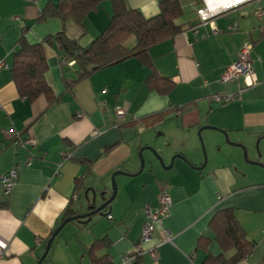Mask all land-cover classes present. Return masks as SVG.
Wrapping results in <instances>:
<instances>
[{"label": "crops", "instance_id": "crops-1", "mask_svg": "<svg viewBox=\"0 0 264 264\" xmlns=\"http://www.w3.org/2000/svg\"><path fill=\"white\" fill-rule=\"evenodd\" d=\"M58 1L0 0V264H37L67 213H87L95 201L98 206L109 199L115 171L139 170V150L146 144L163 149L169 159L176 153L184 158L168 171L156 170V177L147 170L117 175L113 218L101 212L68 222L43 264H124L148 220L145 205L157 208L162 192L172 197L170 213L145 245H159L157 255L145 253L133 264H205L208 252L220 255L209 224L222 208L234 209L255 243L237 264H264V166L248 163L241 147L206 128L227 131L233 141L247 145L252 161L264 163V17L255 15L264 10V0L234 4L207 21L198 13L203 0H180L183 14L176 24L182 31L148 51L158 75L175 84L170 94L149 86L151 69L138 58L75 82L78 67L65 62L54 44L45 46L46 80L57 100L30 101L11 75L20 39L35 44L65 30L87 48L112 17V0H103L82 25L59 18L40 21L46 5ZM160 1L127 4L150 18L160 13ZM135 42L130 38L127 44ZM246 44L252 45L259 83L227 104L216 103V93L237 94L244 84L243 78L234 84L219 78ZM118 106L125 110L122 117ZM160 127L163 133L157 134ZM201 127L209 160L198 169L204 162ZM12 169L19 176L8 194L1 176ZM167 233L171 241L161 243ZM202 237L211 239L208 250L200 245ZM95 244L99 248L91 251Z\"/></svg>", "mask_w": 264, "mask_h": 264}, {"label": "trees", "instance_id": "trees-1", "mask_svg": "<svg viewBox=\"0 0 264 264\" xmlns=\"http://www.w3.org/2000/svg\"><path fill=\"white\" fill-rule=\"evenodd\" d=\"M102 2L103 0L50 2L42 10L39 20L59 18L63 23L72 20L82 25L89 13ZM112 4L113 13L109 25L87 48L82 47L79 39L70 37L65 30L49 35L35 44L27 43L22 37L19 41L20 49L15 53L11 67V75L20 95L30 101L44 96L48 104L57 100L46 80L48 60L45 46L54 44L58 45L65 62H75L78 67V79L75 82L86 79L99 70L138 58L151 69L147 78L149 86L160 93L170 94L175 84L171 79L158 75L148 51L155 44L173 38L182 31V27L176 24V19L183 14L180 0H161L160 13L150 18L139 10L130 8L127 0H112ZM130 38L136 40L133 47L127 44ZM71 214L67 213L65 218ZM209 227L214 232L222 253L214 256L208 252L205 264H237L253 252L255 243L248 239L233 208L217 210ZM210 241V238L202 237L200 245L208 250ZM96 248H99L97 244L91 251ZM231 251L234 252L230 255Z\"/></svg>", "mask_w": 264, "mask_h": 264}, {"label": "built area", "instance_id": "built-area-1", "mask_svg": "<svg viewBox=\"0 0 264 264\" xmlns=\"http://www.w3.org/2000/svg\"><path fill=\"white\" fill-rule=\"evenodd\" d=\"M205 3V7L199 9L198 13L201 15L203 21H207L208 19L212 18L213 16L219 14L224 8H218V9H212L210 7V4L208 0H203ZM249 0H243V2H247ZM237 5V4H235ZM233 6V5H232ZM232 6H228L232 7ZM255 15L258 19H262L264 17V10L258 9L255 12ZM214 30L217 31L216 27H214ZM251 51H252V45L246 44L243 46V48L239 52V59L226 67V69L222 72L219 82L222 84H234L239 83L240 79H244L245 82L243 85H239L238 93L233 94H221L216 93L213 96V100L216 103L220 104H227L236 98L239 97V95L252 86L257 85L258 79L255 75V69L254 64L251 59ZM1 66V65H0ZM116 114L120 117L125 115V110L118 106L115 108ZM32 142V141H31ZM31 159L29 160V163ZM18 171L16 169H12L8 173H5L1 176V181L5 186L6 193H10L16 183V180L18 179ZM158 207L153 209L151 205L146 204L145 205V211L148 217L147 222L144 223L143 229H142V235L140 242L137 246H135L132 254L124 257V264H133L137 259L142 257L145 253H149L152 257H156L157 255V248L159 245H156L155 247L146 248L145 245L149 243L153 235L156 231H159L162 227L164 218L170 213V207L172 205V197L167 192H162L158 196ZM110 219H112V215H108ZM171 235L167 233V235H164L161 239V243L171 241ZM41 240H38V243H40ZM2 255V251H0V256Z\"/></svg>", "mask_w": 264, "mask_h": 264}, {"label": "water", "instance_id": "water-1", "mask_svg": "<svg viewBox=\"0 0 264 264\" xmlns=\"http://www.w3.org/2000/svg\"><path fill=\"white\" fill-rule=\"evenodd\" d=\"M204 128L205 127H201L199 129V135L200 136H201L202 130ZM206 128L221 131L222 133H224L227 143H229L230 145H233V146L241 147L244 151V153H243L244 159L248 163L264 166L260 162L252 161L249 158L247 145L243 142L233 141L227 131L222 130L216 126H211V125L206 126ZM202 147H203V152H204L205 157H204L203 164L197 167L198 169L204 168L208 162L207 151H206V148H205L203 142H202ZM177 158H184V156L176 153V154L172 155L169 159L167 156V153L164 152L163 149L157 148L153 144H146V145L142 146L139 150V159H140L139 170L135 173H131V172L126 171V170L115 171L111 176L112 177L111 178L112 186H113L112 196L109 199L105 200L101 205H98V206L96 205V201H95V203H93V205L91 206L90 211H88L87 213H82L79 215H73V216L66 218L62 222V224L54 231V233L52 234V236L48 240L47 245H46V249H45L44 253L41 255V257L38 259L37 264H43L46 261V259L48 258V255L50 253V250L52 248V245H53L55 238L60 234L61 230L64 228V226L68 222L73 221V220H82L85 218H90L92 215L97 214V213H101V212H104L107 215H109L111 213V202L116 197V194L118 191L117 181H116L117 175L137 176V175H140L141 173H143L147 170L149 174H153L156 177V174H155L156 170H159V169L164 170V171L170 170L171 168H173V166L175 164V160ZM168 160H169V162H168ZM107 207H108V209L106 210Z\"/></svg>", "mask_w": 264, "mask_h": 264}, {"label": "bare ground", "instance_id": "bare-ground-1", "mask_svg": "<svg viewBox=\"0 0 264 264\" xmlns=\"http://www.w3.org/2000/svg\"><path fill=\"white\" fill-rule=\"evenodd\" d=\"M242 1L243 0H208L212 9L227 8L228 6L238 4Z\"/></svg>", "mask_w": 264, "mask_h": 264}, {"label": "rangeland", "instance_id": "rangeland-1", "mask_svg": "<svg viewBox=\"0 0 264 264\" xmlns=\"http://www.w3.org/2000/svg\"><path fill=\"white\" fill-rule=\"evenodd\" d=\"M169 127V126H168ZM161 128L162 127H160L159 129H158V131H157V134H162L163 133V131L161 130ZM212 131V130H211ZM214 133H218L219 135H221L222 134V132L221 131H214ZM222 135H224V133L222 134ZM201 136H202V139H203V143H204V146H205V148H206V151H207V156H208V160H209V153H208V149H207V146H206V143H205V141H204V138H203V135H202V133H201ZM225 136V135H224ZM213 139H214V141L216 140V136H214L213 137ZM202 142V141H201ZM203 152V151H202ZM204 157H205V155H204V153H203V161H204ZM264 164V163H263ZM257 178V177H256ZM117 187L119 188V186H118V183H117Z\"/></svg>", "mask_w": 264, "mask_h": 264}]
</instances>
